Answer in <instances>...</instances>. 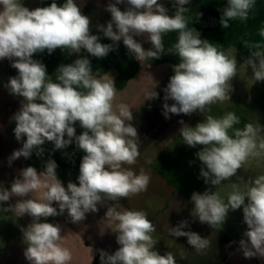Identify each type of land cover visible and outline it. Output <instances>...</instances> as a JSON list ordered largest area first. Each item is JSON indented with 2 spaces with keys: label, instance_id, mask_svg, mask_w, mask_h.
Instances as JSON below:
<instances>
[{
  "label": "clouds",
  "instance_id": "1",
  "mask_svg": "<svg viewBox=\"0 0 264 264\" xmlns=\"http://www.w3.org/2000/svg\"><path fill=\"white\" fill-rule=\"evenodd\" d=\"M256 0H227L220 17L222 28L229 21H246ZM190 0H173L174 14L160 0H115L106 6L111 19L106 26L97 24L98 33L112 43H102L99 34H93L92 20L85 15L76 0L58 4L56 0L43 7L29 9L23 0H0V60L8 59L17 74L9 77L5 87L10 94L22 97L21 106L14 114V135L22 147L14 150L11 162L35 153L42 157L46 142L55 150L66 149L73 142L84 153L78 184L69 181L65 187L58 179L57 163L48 159L43 171L33 166L19 170L18 175L3 187L0 183V211L15 210L32 222L21 228L26 245L24 257L29 264H70L72 252L63 247L59 224L48 222L49 217L65 211L72 223H79L86 214L97 212L98 205L107 206L106 219L115 222L116 242L113 253L100 251V264H177L172 252L161 254L155 249L157 241L152 233L155 225L142 210H127L119 203L147 191L151 176L143 169L137 174L131 167L140 155L136 139L138 130L131 121L133 113L124 103L114 104L115 80L109 75L98 77L93 73L89 56L103 59L122 41L128 54L138 62L148 58L159 59L164 54L175 55L178 63L172 65L174 75L163 89V114H205L210 105L230 100L231 81L238 73L236 51L218 49L200 33L187 27L185 5ZM126 4L121 10L117 5ZM199 15H202L199 13ZM177 32L178 39L165 51L163 36ZM264 37V27L259 30ZM136 37H145L151 48L145 50ZM246 59L253 78L264 81V43L249 44ZM56 49L67 50L69 56L79 58L59 65L56 81L50 79L46 65L34 55H51ZM87 53V55H82ZM158 82L146 90V100L158 98ZM168 100L173 103L169 105ZM82 129L77 135L76 125ZM180 130L183 143L189 147L202 146L196 153L202 163L200 176L206 184L219 186L237 175L250 159H264V126L246 123L243 128L235 112L222 117L205 115L194 127L184 124ZM26 137V139H25ZM67 137V138H65ZM216 187V188H217ZM227 200L211 189L202 194L194 192L191 215L212 228L222 227L230 210L243 209L246 239L239 241L245 258H264V175L249 178L243 187L233 182ZM16 197L14 205L4 203ZM109 201L115 203L109 205ZM55 205V206H54ZM187 221L170 229L174 237H187L197 252L210 247V240L192 231H183Z\"/></svg>",
  "mask_w": 264,
  "mask_h": 264
},
{
  "label": "crops",
  "instance_id": "2",
  "mask_svg": "<svg viewBox=\"0 0 264 264\" xmlns=\"http://www.w3.org/2000/svg\"><path fill=\"white\" fill-rule=\"evenodd\" d=\"M24 6L29 9L43 7L52 0H26ZM63 4L66 0H56ZM83 13L92 20L93 34L101 36L102 43H112L102 33H98L97 24L106 26L111 19V14L106 11V6L115 0H76ZM168 8L169 15L174 14L173 0H160ZM227 0H190L184 13L187 27L194 30L193 16L206 6L214 7L223 12ZM124 10L127 5H117ZM264 27V0H256L250 10L248 19L229 21V28L221 27L220 22L204 38L209 40L218 49L227 52L236 51L238 70H247L252 74L246 59L250 55L243 42L249 44L264 43V37L259 35V30ZM142 43L145 50L150 49L151 43L145 37H136ZM178 33L170 32L163 36L165 51L172 48L177 42ZM87 55V53H82ZM34 59L41 60L47 67L50 79L56 81V68L61 64L71 63L79 58V54L68 55L67 50L62 52L56 49L51 55L46 51L35 54ZM93 73L98 77L109 74L115 80L116 99L114 104L124 103L133 113L131 121L137 128L139 137L136 139L140 155L131 167L137 174L143 169L151 176L147 191L141 192L129 198H122L119 203L123 209L142 210L155 225L156 231L152 233L157 241L155 249L161 254L172 252L177 264H264V258H245L240 249L239 241L246 239L243 233L247 225L243 221V209L230 210L227 218L220 228H212L207 223H201L198 218L191 215L194 204L191 196L194 192L203 193L207 189L216 191L221 198L227 200L232 191V183L237 182L244 186L249 178L264 175V159H250L237 175L231 180L224 181L221 185L206 184L200 176L202 163L196 153L201 150L200 145L189 147L183 143L179 130L183 126L180 121L188 126H195L202 122L205 115L222 117L227 112H235L240 118V124L235 127L243 128L246 123H264V100L259 98L258 92L264 90V81H256L254 78L249 83H239L232 86L235 96L223 103L217 102L210 105V111L201 114L199 111L191 115L169 114L165 118L163 114L164 91L169 79L174 75L172 65L178 63L175 55L164 54L159 59L148 58L138 62L128 54L123 42H118L116 50L110 52L107 57L97 59L89 56ZM8 59L0 60V183L3 187H10L12 180L18 175L19 170L26 167V160L31 164L46 162L55 151L52 142H46L42 147L44 154L37 157L35 153L31 158L20 157L11 162L9 157L14 150L22 147V141H17L14 135V114L21 106L22 97L10 94L5 87L9 77L17 74V70L11 67ZM157 86L155 91L158 98L146 100V90ZM238 92V93H237ZM259 98V99H258ZM262 100V101H261ZM260 102H262L260 104ZM167 103L171 105L172 100ZM259 106H262L261 109ZM76 127L82 132L77 124ZM264 135V132L261 133ZM26 139V137H25ZM79 168L57 173L64 186L69 181L78 184ZM217 187V188H216ZM16 197L4 203V207L15 204ZM109 205L115 202L109 201ZM55 206V205H54ZM97 212L86 214V218L79 223H72L67 212L56 217H49L48 222L59 224L62 229L63 239L61 244L72 252L73 259L70 264H100V251L113 254L119 245L116 242L115 222L106 219L107 206L98 205ZM180 221H187V227L183 231L198 233L201 237L210 240V247L203 252H197L187 242V237H174L170 229L176 227ZM32 218L27 214L19 217L15 210L0 211V264H29L24 257L26 245L22 240L21 228L27 227Z\"/></svg>",
  "mask_w": 264,
  "mask_h": 264
},
{
  "label": "trees",
  "instance_id": "3",
  "mask_svg": "<svg viewBox=\"0 0 264 264\" xmlns=\"http://www.w3.org/2000/svg\"><path fill=\"white\" fill-rule=\"evenodd\" d=\"M199 13L202 15H199ZM221 15L222 11L211 6H206L193 16L192 22L194 28L197 32L200 33L201 39H204L220 22ZM76 132L77 135L81 133V131L77 127ZM83 155L84 153L78 150L75 146V143L73 142L66 149L55 150L50 159L55 160L58 165L56 173L69 172L79 168ZM44 163L45 162L39 164H31L28 160H26V167L33 166L38 171H43Z\"/></svg>",
  "mask_w": 264,
  "mask_h": 264
},
{
  "label": "rangeland",
  "instance_id": "4",
  "mask_svg": "<svg viewBox=\"0 0 264 264\" xmlns=\"http://www.w3.org/2000/svg\"><path fill=\"white\" fill-rule=\"evenodd\" d=\"M23 3H24V4H27L26 0H23ZM252 79H253V75L250 74V73H248L247 70H245V71H244V69H243V70H238L237 76L233 78V80L231 81V84H232V86H234L235 84H239V83L245 84V83H249V80H252ZM260 82H262V81H260ZM263 87H264V85H263ZM237 93H238V92H237ZM258 94H259V98L261 99V96H262V99L264 100V90L258 92ZM231 96H232V97L235 96V91H234V90L231 91V93H230V97H231ZM259 98H258V99H259ZM261 101H262V100H261ZM261 103H262V102H260V104H261ZM259 107H260V109H261L262 106H259ZM263 114H264V113H263ZM260 125H261V126H264V123L261 122Z\"/></svg>",
  "mask_w": 264,
  "mask_h": 264
}]
</instances>
